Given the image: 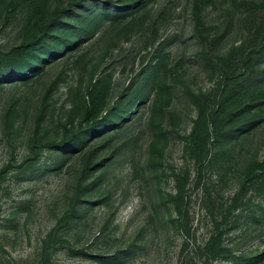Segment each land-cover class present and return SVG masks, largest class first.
I'll list each match as a JSON object with an SVG mask.
<instances>
[{
  "label": "rangeland",
  "instance_id": "1",
  "mask_svg": "<svg viewBox=\"0 0 264 264\" xmlns=\"http://www.w3.org/2000/svg\"><path fill=\"white\" fill-rule=\"evenodd\" d=\"M199 7L0 0L11 65L68 23L0 76V264H264V0Z\"/></svg>",
  "mask_w": 264,
  "mask_h": 264
},
{
  "label": "trees",
  "instance_id": "2",
  "mask_svg": "<svg viewBox=\"0 0 264 264\" xmlns=\"http://www.w3.org/2000/svg\"><path fill=\"white\" fill-rule=\"evenodd\" d=\"M15 1H24V0H15ZM30 3V5L35 8L36 3L40 2L41 0H25ZM53 5V4H52ZM193 5V11L195 15V28H200L203 25V21L200 16V7H199V0H192ZM84 6L82 8V13L76 14L77 16L84 17L83 13ZM52 11V10H48ZM72 12H67L65 14L66 17H68ZM54 14H58V11L54 10L53 15H47L46 18L50 20L49 29H54L56 27H59L61 25H67V22H60L56 23ZM74 14H71V16ZM48 24V23H47ZM49 29L47 32H45L43 37H37L32 42L22 43L20 46L21 48V59L19 62H17L15 65H11V63L7 60L10 59L9 53L0 61V76L2 79H8L10 81H13L18 75L24 76L27 75L29 69H31L32 65L29 64V60H31V56L35 55V50L42 48L47 44V42L50 40V32ZM261 42V41H260ZM263 43V41H262ZM263 46V44L261 45ZM51 52V50H50ZM30 72V71H29ZM264 88V87H262ZM261 87H258L257 90L262 89Z\"/></svg>",
  "mask_w": 264,
  "mask_h": 264
}]
</instances>
